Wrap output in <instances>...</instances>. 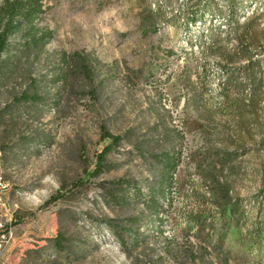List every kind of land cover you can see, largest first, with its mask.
<instances>
[{"label": "rangeland", "instance_id": "1", "mask_svg": "<svg viewBox=\"0 0 264 264\" xmlns=\"http://www.w3.org/2000/svg\"><path fill=\"white\" fill-rule=\"evenodd\" d=\"M42 1L0 75V264H264V0Z\"/></svg>", "mask_w": 264, "mask_h": 264}, {"label": "trees", "instance_id": "2", "mask_svg": "<svg viewBox=\"0 0 264 264\" xmlns=\"http://www.w3.org/2000/svg\"><path fill=\"white\" fill-rule=\"evenodd\" d=\"M44 11L42 0L0 1V75L5 66V54L10 50L13 42H18L14 47L18 52L17 55H21L24 52H32L34 50L41 51L52 40L53 32L47 27L40 26L38 23ZM73 61L75 67L71 68L74 69V74L92 78L93 62L89 56L75 54ZM69 72V69L65 70L62 75L66 77ZM22 99L26 101H40L42 97L37 94L22 95ZM100 130L101 139L108 141V144L97 155V163L94 170L88 172V178L98 177L104 172L107 155L117 149L124 140V136L113 134L105 126H101ZM175 167V164L168 162L163 168L165 169V173L168 174L173 172ZM79 182L83 183L82 180ZM116 183H119V181H114L113 184ZM62 193L61 190L58 191L56 195L50 198V201L62 199L64 197ZM154 197L155 194L151 195L150 198L153 199ZM110 198L118 201V203L123 201L115 190L110 191ZM234 206L233 203H228V205H225V209L228 207L229 211H234ZM62 240L63 238L60 242Z\"/></svg>", "mask_w": 264, "mask_h": 264}, {"label": "built area", "instance_id": "3", "mask_svg": "<svg viewBox=\"0 0 264 264\" xmlns=\"http://www.w3.org/2000/svg\"><path fill=\"white\" fill-rule=\"evenodd\" d=\"M7 189L6 182L2 176V169L0 168V254L12 243L14 239V231L9 226L8 221L1 214L5 207L4 194Z\"/></svg>", "mask_w": 264, "mask_h": 264}]
</instances>
